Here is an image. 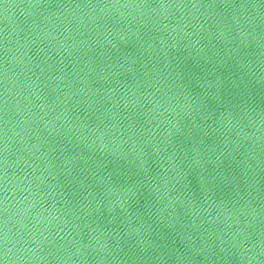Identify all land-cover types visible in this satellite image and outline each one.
I'll return each mask as SVG.
<instances>
[{"label": "water", "instance_id": "95a60500", "mask_svg": "<svg viewBox=\"0 0 264 264\" xmlns=\"http://www.w3.org/2000/svg\"><path fill=\"white\" fill-rule=\"evenodd\" d=\"M0 264H264V0H0Z\"/></svg>", "mask_w": 264, "mask_h": 264}]
</instances>
